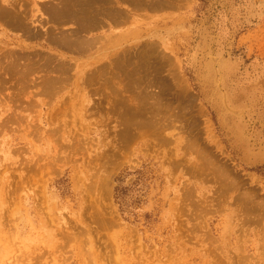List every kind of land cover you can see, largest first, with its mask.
Wrapping results in <instances>:
<instances>
[{"label":"rangeland","instance_id":"374dc122","mask_svg":"<svg viewBox=\"0 0 264 264\" xmlns=\"http://www.w3.org/2000/svg\"><path fill=\"white\" fill-rule=\"evenodd\" d=\"M66 2L0 0V264H264V0Z\"/></svg>","mask_w":264,"mask_h":264},{"label":"bare ground","instance_id":"6f19581e","mask_svg":"<svg viewBox=\"0 0 264 264\" xmlns=\"http://www.w3.org/2000/svg\"><path fill=\"white\" fill-rule=\"evenodd\" d=\"M68 2H69V4H68ZM68 2H66V4L59 3L56 6V8H54L53 15L56 17V19H54V21L72 22L73 23L74 20H76L75 18L77 17V14H79V18H77L79 21V25L81 26V23H83L84 27L89 28L91 26V20H90V17L88 18V12H87V16H86L87 18L85 19V18H80V10H77L76 12L74 10V9H78L76 7H78V4H79V2H81V0H68ZM86 3L88 6V0H86ZM52 6L54 7V5H52ZM50 12H52V11H50ZM0 15H1V17L2 16L4 17V15H5V17L7 16V18L11 22V24L14 23L18 26V28H23L24 23L20 22L21 17L18 14L15 15V13L13 14L11 12L1 10ZM24 29H26V27ZM49 34H51V33L49 32ZM46 40L50 44H53V45H56L59 47H63V48H67V49H70L72 51L77 50L78 52H87L88 49L93 45V43L91 41H89L88 39L82 38L81 33L78 32L77 30L72 31L71 33L61 32V33H57L54 35H49L48 38L46 37Z\"/></svg>","mask_w":264,"mask_h":264}]
</instances>
